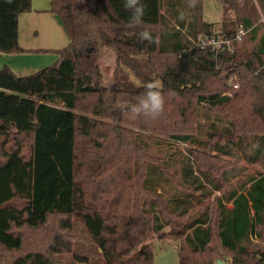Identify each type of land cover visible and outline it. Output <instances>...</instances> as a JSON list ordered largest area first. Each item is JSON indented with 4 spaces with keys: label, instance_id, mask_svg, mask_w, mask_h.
Listing matches in <instances>:
<instances>
[{
    "label": "trees",
    "instance_id": "obj_1",
    "mask_svg": "<svg viewBox=\"0 0 264 264\" xmlns=\"http://www.w3.org/2000/svg\"><path fill=\"white\" fill-rule=\"evenodd\" d=\"M246 1L223 0L221 32L212 34L204 31V0L194 7L141 0L140 27L124 0H51L47 12L69 44L36 52L59 59L22 77L0 69V255L15 254L11 264H64L57 256L74 251L73 221L80 220L103 264H153L155 235L245 173L214 155L264 161V0ZM31 11L32 0H0V54L32 52L19 44V17ZM141 28L156 42L142 41ZM239 28L249 33L232 51L193 46ZM110 52L117 117L100 82ZM121 67L159 75L166 88L160 117L130 118L123 105L145 90L125 85ZM231 76L238 89L228 85ZM186 83L195 84L184 90ZM202 108L215 113L205 138L198 135ZM140 131L189 146L179 179H170V162L148 154L151 139ZM240 187L217 198L213 214L204 210L171 232L181 240L180 264H214L220 250L234 264H264V249L250 248L254 237L263 239L264 172Z\"/></svg>",
    "mask_w": 264,
    "mask_h": 264
},
{
    "label": "rangeland",
    "instance_id": "obj_2",
    "mask_svg": "<svg viewBox=\"0 0 264 264\" xmlns=\"http://www.w3.org/2000/svg\"><path fill=\"white\" fill-rule=\"evenodd\" d=\"M249 1V0H248ZM246 1V3H248ZM223 5V6H222ZM222 7H224L223 0H205V15L204 18L206 19V22H212L216 23L217 21L221 20V16H223ZM40 14H45L44 11ZM263 20V19H262ZM217 26V24H213ZM37 26L35 30L38 31V34L36 36H33V38H37L36 43L33 44L34 47H41L42 45H50L53 47L52 49H63L68 46L69 39L67 35L65 34L64 30L62 29L61 25V31L60 35L56 36L57 31L53 30L48 31L47 27L48 25L44 23H39L37 21ZM214 26V27H215ZM41 29V31H40ZM55 33V38L54 37ZM196 44V43H194ZM193 44V46H194ZM30 46V43L27 44ZM32 45V44H31ZM55 51V50H53ZM51 54L52 56H55L54 62L51 64H46L48 67L52 64H54L58 59L59 56L55 52H47V53H39L36 51L32 52H26L22 53L20 55L17 54V60H21L23 64L29 62H34L35 60H44L48 57H39L43 54ZM114 53H109L106 55L102 61H101V68H102V78H101V85L103 88V93L105 95V100L107 102L108 108L113 113L114 117H117L120 106H117L114 104V97H115V70H116V62ZM47 56V55H44ZM140 63H145L142 58L137 59ZM42 67V68H45ZM40 68V69H42ZM2 69V68H1ZM39 69V70H40ZM32 70H28L30 72ZM122 75L120 76L121 81L134 89L137 90H145V84H147L150 81L154 80H160L158 74H154L152 70L146 67L140 68L141 77H137L134 74H132L130 71H128L125 68L121 67ZM175 75V74H174ZM176 79V78H175ZM161 81V80H160ZM186 83L181 88L182 89H188L194 85ZM107 85H110L111 87H106ZM166 89V88H162ZM215 113L212 110L202 108L200 111V130L198 132V135L201 138H205L207 136V133L211 130L210 125L211 122L215 120L214 117ZM253 126V125H251ZM132 131H136L134 128H130ZM144 136L150 137V149L148 150V154L152 156L153 158H160L164 160H167V162H170L169 165L166 162V165L168 167V172L171 173L170 179L174 181V179H179L178 173L181 172V163L180 160L182 158V154H188V148L189 146L186 144H180L176 143L173 140H170L167 137H163L156 134H150L147 132H141ZM206 154L214 155L215 153H212L211 151H206ZM217 157H220L224 160V164L228 166H244L246 167V171L244 174H242L239 178L232 180L229 184H225L223 189L221 191L215 192L212 197L209 200L204 201L203 203H200L196 205L192 210H190L186 215L180 217L179 219L173 221L164 232L159 233L158 235H155L153 239L150 241L153 243V251H154V261L153 264H180V258L178 254V248L180 247L181 240L180 239H171L174 238V235H172L171 232H174L175 229L181 228L190 218H193L194 216L200 214L202 211L207 210L211 211V213H214L215 210V203L216 199L219 197H222L225 193L230 192L233 189L240 190V185L243 181L248 179L251 175H256L258 173L264 172V161L258 164L250 165L245 163V161L242 159V153L238 152V156L232 157V156H222V155H214ZM177 172V176L174 177V173ZM203 178V176H202ZM174 184V183H173ZM231 207V205H229ZM210 209V210H209ZM73 233H74V240H75V248L74 251L70 254L66 255H58L57 259L62 261L64 264H103L102 256L100 250L97 248L96 245L91 241L85 226L80 220H74L73 221ZM263 232V239L253 238L252 239V245L251 249L257 248V249H264V227L262 228ZM164 234V235H163ZM76 255L80 256L82 259H86L85 262H80L75 257ZM15 254L10 253H3L0 255V264H11L13 258L15 257ZM217 260H221L223 264H234L233 257L229 254H227L224 251H219V253L215 256L214 264H217ZM87 262V263H86Z\"/></svg>",
    "mask_w": 264,
    "mask_h": 264
},
{
    "label": "crops",
    "instance_id": "obj_3",
    "mask_svg": "<svg viewBox=\"0 0 264 264\" xmlns=\"http://www.w3.org/2000/svg\"><path fill=\"white\" fill-rule=\"evenodd\" d=\"M50 3H51V0H32V11L28 13H23L20 15L19 17V44L23 49L27 51L58 50L59 49V48L52 49L53 47H51L50 45H42L41 47H34L33 45L36 43V40H37V38H33V36H36L38 34V31L35 29L36 28L39 29V27L37 26V21L39 23H44L48 25L47 27L48 31L53 30L54 32L56 30L57 31L56 36L60 35L61 27L64 30L59 18L56 15L47 12V10L50 7ZM43 11L45 14H40ZM205 12L206 11H205V0H204L203 20L207 24L204 27L205 33L207 32L212 33V34L220 33L221 23L223 21L224 13L222 14L223 16H221L220 21H217L216 23H212V22H206V19L204 18ZM222 12H223V7H222ZM213 24H217V26ZM53 38H55V33H54ZM29 43H30V46L27 45ZM44 55H47V56H44ZM39 57H48V58L44 60H35L34 62L36 63L27 62L23 64L21 60H17V54H14V55L13 54H0V69L5 66H8L14 71L16 75L22 77V76H27V75L37 72L40 68L47 66L46 64H51L52 62H54V59L56 58L55 56H52L50 53L43 54L42 56H39ZM114 57H115L114 59L116 62V56L114 55ZM116 69H117V65H116ZM28 70H32V71L28 72Z\"/></svg>",
    "mask_w": 264,
    "mask_h": 264
},
{
    "label": "clouds",
    "instance_id": "obj_4",
    "mask_svg": "<svg viewBox=\"0 0 264 264\" xmlns=\"http://www.w3.org/2000/svg\"><path fill=\"white\" fill-rule=\"evenodd\" d=\"M189 7H194L196 0H188ZM124 8L131 12L132 24L140 27L143 24V16L145 14V5L141 0H124ZM183 18V14H181ZM139 37L142 41L155 43L153 35L147 28H141ZM106 87L110 88V85ZM144 93L138 97L136 103H127L123 108L129 113L130 118L138 119L140 117L156 119L160 117L165 110V97L162 93L163 84L160 80L150 81L145 84Z\"/></svg>",
    "mask_w": 264,
    "mask_h": 264
},
{
    "label": "built area",
    "instance_id": "obj_5",
    "mask_svg": "<svg viewBox=\"0 0 264 264\" xmlns=\"http://www.w3.org/2000/svg\"><path fill=\"white\" fill-rule=\"evenodd\" d=\"M249 31L245 30L243 28H239L238 32L231 38L226 37H219V38H212V39H200L198 42H195L194 46L199 48H206V47H212L214 51H217L221 46H226V48L229 49V51H232V45L234 43H241L244 38L248 35ZM219 34V33H218ZM228 85L232 87L233 89H238L239 85L236 82L235 77L231 76L229 78Z\"/></svg>",
    "mask_w": 264,
    "mask_h": 264
},
{
    "label": "water",
    "instance_id": "obj_6",
    "mask_svg": "<svg viewBox=\"0 0 264 264\" xmlns=\"http://www.w3.org/2000/svg\"><path fill=\"white\" fill-rule=\"evenodd\" d=\"M217 264H223L221 260H217Z\"/></svg>",
    "mask_w": 264,
    "mask_h": 264
}]
</instances>
